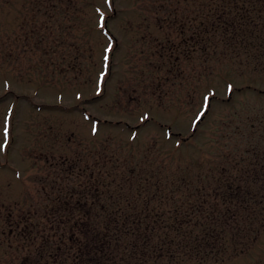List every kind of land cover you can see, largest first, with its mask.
Instances as JSON below:
<instances>
[{
    "label": "rangeland",
    "instance_id": "374dc122",
    "mask_svg": "<svg viewBox=\"0 0 264 264\" xmlns=\"http://www.w3.org/2000/svg\"><path fill=\"white\" fill-rule=\"evenodd\" d=\"M204 1L0 0V264L20 260L19 230L82 179L65 164L105 140L148 149L145 172L211 161L210 188L226 163L264 194V57L203 64ZM247 243L205 264H264V228Z\"/></svg>",
    "mask_w": 264,
    "mask_h": 264
},
{
    "label": "trees",
    "instance_id": "16d2710c",
    "mask_svg": "<svg viewBox=\"0 0 264 264\" xmlns=\"http://www.w3.org/2000/svg\"><path fill=\"white\" fill-rule=\"evenodd\" d=\"M261 12L264 0L204 1L193 41L203 64L221 58L239 62L248 49L257 50L254 60L263 58ZM133 140H105L103 152L80 149L65 164L82 179L59 191L55 212L46 210L19 230L15 264H205L244 253L251 234L264 228V212L254 207L262 205L261 188L252 191L247 187L254 182L229 176L225 162L222 180L210 188L205 177L214 168L211 161L176 163L178 175L162 164L145 172L149 150L140 151Z\"/></svg>",
    "mask_w": 264,
    "mask_h": 264
},
{
    "label": "snow or ice",
    "instance_id": "6c2138e0",
    "mask_svg": "<svg viewBox=\"0 0 264 264\" xmlns=\"http://www.w3.org/2000/svg\"><path fill=\"white\" fill-rule=\"evenodd\" d=\"M103 20H104V17L101 16L102 26H103ZM109 47L111 48V45H110ZM105 59H107V57H105ZM229 89L231 90V85L229 86ZM205 99H207V98H205ZM203 116H204V112H201V113H200V116H198L197 119L199 120V119H200L201 117H203ZM4 132H5V136H7V133H8V128H7V127H5ZM6 142H7V141H5V143H6Z\"/></svg>",
    "mask_w": 264,
    "mask_h": 264
}]
</instances>
